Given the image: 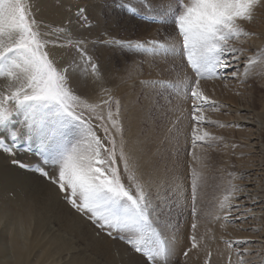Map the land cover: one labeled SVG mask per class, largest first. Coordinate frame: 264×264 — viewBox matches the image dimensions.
I'll return each instance as SVG.
<instances>
[{
  "label": "snow or ice",
  "instance_id": "obj_1",
  "mask_svg": "<svg viewBox=\"0 0 264 264\" xmlns=\"http://www.w3.org/2000/svg\"><path fill=\"white\" fill-rule=\"evenodd\" d=\"M40 3L0 0V248L15 256L22 218L30 238L38 221L66 209L76 222L90 224L97 237L122 242L129 256L123 264H177L178 233L165 208L181 194L191 200L193 223L180 264H188L193 252L197 260L203 252V264H213L212 251L197 235L206 203L212 205L206 214L222 229L239 224L242 232H259L248 222L264 220V196L250 190L255 185L236 183L247 171H230L235 165L228 162L216 166V148L229 145L204 125L216 124L205 117L206 109H221L206 94L208 81L245 84L257 70L264 72V31L247 27L264 12V0H126L122 6L129 13L142 11L159 25L157 35L136 38L107 31L94 35L99 26L88 8L70 2L66 17L46 21ZM255 39L262 44L250 43ZM101 48L151 56L152 70L161 75L137 81L166 101L159 105L164 142L171 145L183 136L190 159L161 168L145 158L126 130L124 105L106 86L111 79ZM132 75L129 71L128 78ZM188 101L189 127L181 130ZM169 106L175 120L167 118ZM238 147L247 145L231 143V155ZM182 167L190 176L186 185L176 180ZM220 240L226 264H252L253 249L247 246L262 243L252 237ZM31 252L25 242L22 255Z\"/></svg>",
  "mask_w": 264,
  "mask_h": 264
},
{
  "label": "rangeland",
  "instance_id": "obj_2",
  "mask_svg": "<svg viewBox=\"0 0 264 264\" xmlns=\"http://www.w3.org/2000/svg\"><path fill=\"white\" fill-rule=\"evenodd\" d=\"M69 2L72 5L80 4L81 6H85L88 8L91 14L90 18L93 19L94 24H98L99 26L98 28L93 29L94 35L105 31L111 32L116 37L127 36L136 38L152 37L157 35V27H159L158 23L145 19V15L142 11L139 14L129 13L127 7L122 6L126 5V0H67V4ZM133 3H135V0H133ZM93 7L97 11H95ZM73 11H75V8H73ZM163 31L165 30L161 29V32ZM100 59L104 65L109 66L108 70L110 72V79L115 80L113 82L114 84L109 83L106 86L114 90L115 95L121 100L126 109L124 123L127 132L129 131L128 111L130 110V106H135L136 104L135 108L141 110L143 114V120H141L140 122L141 133L146 132L149 133V136H155L154 138H156L155 141L157 143V150L159 149V155L156 154L155 161L159 163L161 168H163L165 164H167V166L171 168L172 161L177 158H179L181 161H184L187 157V151H191V146L190 144L186 145L183 136L179 138L178 142H173L171 145L164 142L162 129L166 121L162 118V114L159 110V105L166 103V101L158 98L155 94L151 93L150 90L141 87L137 81V77L140 80H147L155 79L161 75L158 71L152 70L151 56L149 54H136L133 52H125L113 48H101ZM129 71H132L133 73L131 79L128 78ZM263 79L264 72H259V70H257V74L251 76L245 84L238 83L237 81H208L206 94L212 95L213 99L219 101L221 109L220 111H212L210 109H206L205 117L207 119L216 121V124L214 126L204 125L205 130L216 135L223 136L225 138V143L229 145V147L219 146L216 148V151L213 155L215 161L217 162V167L223 166V162H228L235 165V169H230V171L239 172L245 171L243 167L245 165H248V163H256V161L260 163L261 170L259 171L258 176L252 181L255 185L254 189L259 191L260 195L262 196H264V151L256 150L255 146L258 145L256 143V145L252 146L251 148L238 147L235 150L236 155L233 156L231 155L230 145L234 142L239 143L240 145H246L244 140H246L245 137H247L250 133L246 132L248 130H246V127L243 125V122L246 121V119L240 117L241 111L238 110L237 105L240 104L241 106L242 104H246L247 106L254 107L256 109L261 108V105L264 104ZM237 91H239L241 94L237 95ZM190 103L191 102L188 101L185 105H183L184 118L179 124L181 130L188 129L189 127L188 108L190 106ZM167 118L169 120H175V115H173L171 106H169ZM233 122H235L239 126H220L222 124L226 125ZM259 126V130L254 132V136L259 142L260 148L264 149V125L262 126V128L261 125ZM250 152H254V154H249ZM240 153H244V155H240ZM187 158L190 159L191 157ZM246 178L247 176H245L243 180H237L236 183L242 184ZM176 180L178 183H182L185 185L190 182V176L185 168L182 167L177 170ZM208 191L209 201H211L213 189L209 187ZM202 207L205 208V213H202L199 217H197V235L198 238L203 237L202 247H204L206 250L208 249L210 240L214 238V233L217 228H219L218 230L220 235H218L220 237L224 236L225 238L232 239L243 237L242 235L244 234V232L240 231L241 226H239V224H227L226 228L222 229L220 227V224L215 222L211 215L206 214L207 211L212 207L211 203H206V205ZM165 216L167 217L169 223L175 226V229L178 233V240L180 237V243H185L183 246L180 245V247H178V249L180 248L179 250H181V252L177 258V264H180V262L184 260L182 249L190 246L187 239V237L191 234V225L193 223L190 198L185 199L182 194L179 197L171 198L168 202V206L165 208ZM248 223L252 224L256 228H259L260 231L245 232L249 234L248 236L246 234V237H251L252 235L257 236L258 238L261 237L262 240L261 245H254V247H251L253 249V252L251 256L248 257V259L252 261V264H261V262L264 261V220L257 219L254 221H249ZM88 225L91 228L94 237L96 239L100 238L95 235L93 227L90 224ZM108 239L111 240L110 238ZM118 242L119 241H117L116 243ZM117 245H122L121 247L124 249V251L127 250L126 246L122 242H119ZM91 252L92 251L90 249H87L86 253L91 257H94V253ZM126 253L125 255H123V257H121L122 255H120V253L118 254L117 252L116 257L118 259L115 258V264H123L124 260L127 261L129 259V256ZM194 253L195 252H193L192 254ZM192 254L190 261H188V264H203V256L201 259L197 260L196 257L192 256ZM234 259L235 256H233V260ZM52 260L54 259L45 258L43 261H41V263L54 264L50 263L52 262ZM103 260L100 261L103 262ZM107 263V261L104 262V264Z\"/></svg>",
  "mask_w": 264,
  "mask_h": 264
},
{
  "label": "bare ground",
  "instance_id": "obj_3",
  "mask_svg": "<svg viewBox=\"0 0 264 264\" xmlns=\"http://www.w3.org/2000/svg\"><path fill=\"white\" fill-rule=\"evenodd\" d=\"M66 5L67 0H64V4H61V0H41L40 15L46 21H60L67 16V12L65 11ZM257 17V21L247 25V27L257 32L264 31V12H258ZM250 43H252L254 46L260 45L261 39L252 40ZM104 66L108 70L109 66ZM108 73H110L109 70ZM114 81L115 80L112 79L110 84H114ZM135 106H130V110L128 111V135L134 141H138L140 143L142 152L144 153L146 159L155 160V156L158 152L157 143L155 141L156 138H154L155 136H149V133H141L140 122L143 120V114L141 110L135 108ZM237 107L238 110L241 111L240 117L246 119V121L243 122L246 130H248L246 132L250 133L247 137H245L246 140H244L247 148H251L252 146L256 145V143L259 145V142L254 136V132L259 130V125H261V128L264 125V104H262L261 108L258 109L249 107L246 104H242L241 106L238 104ZM243 169L247 171L249 175H246L247 178L242 184L254 185L252 180L258 176L259 171L261 170L260 163L257 161L256 163H248V165H245ZM250 190L254 194L260 195V192L254 189V187H252ZM254 211L258 217L261 215L259 208L254 209ZM218 229L219 228L215 230V236L212 240H210L207 250L212 251L214 264H226V246L220 240ZM246 234L247 233L244 232L242 236L246 237ZM248 235L249 234H247V236ZM251 237L258 238L257 236L252 235ZM259 238L261 240V237ZM25 242H27L32 249L30 255H22V248ZM116 242L109 240L106 237H100L96 239L88 223L83 221L76 222L75 217L69 214L66 209H54L50 215L36 223L34 229L31 232L30 238L28 236V221L26 218H22V223H18L17 225L15 256H12L11 253H5L4 250L0 248V264H42L41 261H43L45 258L54 259L52 262H50L54 264H104L105 261L108 262L107 264H115V258L118 259L116 257L117 252L118 254L120 253V255H122L121 257H123L127 251L126 249V251H124V249L121 247L122 245H117L119 242ZM184 244L180 243L179 237L178 247H180V245L183 246ZM261 244L262 243L248 245L247 247L251 248L254 247V245L259 246ZM87 249H90L95 256L91 257L89 254H87ZM192 256L196 257V253L192 254ZM202 256L203 255L201 253V258ZM100 260H103V262Z\"/></svg>",
  "mask_w": 264,
  "mask_h": 264
}]
</instances>
